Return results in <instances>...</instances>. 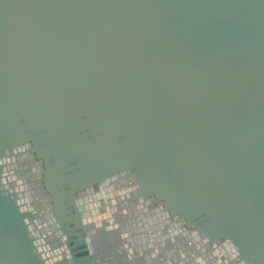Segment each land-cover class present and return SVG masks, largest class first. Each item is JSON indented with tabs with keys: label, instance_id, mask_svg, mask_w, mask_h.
Listing matches in <instances>:
<instances>
[{
	"label": "water",
	"instance_id": "1",
	"mask_svg": "<svg viewBox=\"0 0 264 264\" xmlns=\"http://www.w3.org/2000/svg\"><path fill=\"white\" fill-rule=\"evenodd\" d=\"M0 264H264V0H0Z\"/></svg>",
	"mask_w": 264,
	"mask_h": 264
}]
</instances>
